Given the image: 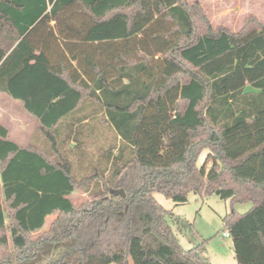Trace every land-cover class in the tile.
<instances>
[{"label": "trees", "instance_id": "obj_1", "mask_svg": "<svg viewBox=\"0 0 264 264\" xmlns=\"http://www.w3.org/2000/svg\"><path fill=\"white\" fill-rule=\"evenodd\" d=\"M0 92L41 121L26 147L0 124V264H129L136 239L141 264H211L155 192L230 199L237 264H264L257 17L213 30L189 0H0Z\"/></svg>", "mask_w": 264, "mask_h": 264}, {"label": "rangeland", "instance_id": "obj_2", "mask_svg": "<svg viewBox=\"0 0 264 264\" xmlns=\"http://www.w3.org/2000/svg\"><path fill=\"white\" fill-rule=\"evenodd\" d=\"M189 1L200 4L213 30L225 27L231 31H239L245 18L249 15L264 22V0ZM25 114L18 101L8 97L6 93L0 95V122L8 128L13 136L23 134L27 125ZM207 152L208 149L203 150L199 157V166L204 162ZM210 165L211 161L207 162V166ZM154 196L163 207L173 213L174 218L170 217L169 221L180 244L185 249L202 244L201 253L211 264H237L232 237L224 235L226 229L223 220L226 214L231 211L230 199H223L217 194L202 197L194 192H189L188 201L177 204L173 199L160 192H155ZM71 198L79 204L88 198V194L82 189H77ZM251 207V202L234 203V208L239 213H245ZM55 218L56 215L49 216L45 227L34 233L32 237L37 238L48 230ZM6 234L9 240V252L14 253L10 228L7 229ZM129 264H141V247L137 239L132 246Z\"/></svg>", "mask_w": 264, "mask_h": 264}, {"label": "crops", "instance_id": "obj_3", "mask_svg": "<svg viewBox=\"0 0 264 264\" xmlns=\"http://www.w3.org/2000/svg\"><path fill=\"white\" fill-rule=\"evenodd\" d=\"M3 93H5V92H0V95L3 94ZM8 97L12 98L10 95H8ZM12 99H14V98H12ZM14 100L18 101L22 105V108H23V110L26 113L25 115L27 117V125H26L25 130H24L22 135L18 134L17 136H15V135L13 136V134L11 132H9V137L11 136V139L13 141H15L21 147H25L26 145H28L30 143L32 134L35 131V129L37 127L41 126V121H40V119L37 116H35L32 113H30L24 107V104H23L22 100H20V99H14ZM0 124H2V123L0 122ZM2 125H4V124H2ZM207 153L205 154V157H206ZM205 157H204V159H205ZM73 193H75V192H73Z\"/></svg>", "mask_w": 264, "mask_h": 264}, {"label": "built area", "instance_id": "obj_4", "mask_svg": "<svg viewBox=\"0 0 264 264\" xmlns=\"http://www.w3.org/2000/svg\"><path fill=\"white\" fill-rule=\"evenodd\" d=\"M224 235H225V236H229V233H228V232H225Z\"/></svg>", "mask_w": 264, "mask_h": 264}, {"label": "water", "instance_id": "obj_5", "mask_svg": "<svg viewBox=\"0 0 264 264\" xmlns=\"http://www.w3.org/2000/svg\"><path fill=\"white\" fill-rule=\"evenodd\" d=\"M113 264H116V263H113Z\"/></svg>", "mask_w": 264, "mask_h": 264}]
</instances>
